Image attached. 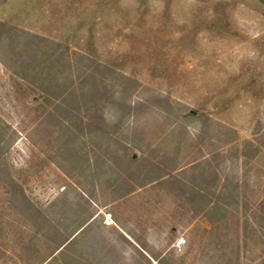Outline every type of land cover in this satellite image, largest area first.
<instances>
[{"label": "rangeland", "instance_id": "1", "mask_svg": "<svg viewBox=\"0 0 264 264\" xmlns=\"http://www.w3.org/2000/svg\"><path fill=\"white\" fill-rule=\"evenodd\" d=\"M0 21L45 38L27 69L76 84V52L137 81H109L103 123L68 118L0 43V264H264V0H0ZM235 184L218 210L197 193Z\"/></svg>", "mask_w": 264, "mask_h": 264}, {"label": "trees", "instance_id": "2", "mask_svg": "<svg viewBox=\"0 0 264 264\" xmlns=\"http://www.w3.org/2000/svg\"><path fill=\"white\" fill-rule=\"evenodd\" d=\"M44 40V37L26 30L19 29L7 22L0 21V43L2 41H5L9 46V50L13 53H16L18 57L19 55H21L19 59L23 60L20 61V63L24 65V69H12V72L23 80L34 79V86H36L41 91V94H43L45 98H53L57 100L58 103L55 105V109L58 110L59 113L63 116H66L68 118L75 117L77 114L74 111L76 110V112H80V102L82 101L86 110V116L90 117L97 123H103V108L106 102H108V100H112L114 96V91H112V89L110 88L109 81L114 80L119 84L125 82L131 84L132 86H135L137 84V81L135 79L125 75H121L117 70L111 68L110 66H107L95 60L94 58L76 52L74 54L75 57H77L75 59V66L77 68L75 70L77 71L78 79L76 84H73V81H61V71L58 70H56L55 73L53 69H27L25 66L28 65L26 63L27 61L23 59L22 55H24V53H27L26 55H28L31 51V46L35 47V45H37L38 49L40 47V43ZM54 45L55 48L51 49L47 57L49 62L53 64L60 60V58H63L64 53H66V50H61L60 52H58L61 47L63 48L65 46L57 42H55ZM66 58L68 59V56H66ZM69 59L68 63H70ZM82 59H84L85 61L83 62ZM156 101L160 104L162 100L158 98L156 99ZM65 102H69L68 105H66ZM50 113L53 116H57L56 114H53L52 111ZM193 114H196V116L203 115L202 113H196L195 111L193 112ZM86 123L89 127L93 125L89 121H87ZM2 130L3 129L0 126V142ZM260 138L261 137H259L257 140H260ZM261 142L264 145V141ZM248 144L251 147L250 151L253 150L254 152H256L260 149L259 145H256L254 141L249 140ZM124 157L126 161L130 162L138 160L134 152L131 151L127 153L125 150ZM2 164H4L3 159L0 158V166ZM209 165L210 163H207V166ZM210 173L214 175L216 179L218 178L215 170H212ZM211 174H209L206 169L203 171V176L204 178H207V180L212 176ZM5 181L8 185V191L12 199H14L13 202L15 201L14 206L22 213V215L31 220L37 226L36 228L38 231H43L45 228H47V225L49 224L48 219L42 214L41 210L29 199L22 185H20L10 175L5 179ZM206 192L207 193H202L201 190L197 191L199 196L205 198L206 201H209L210 196L215 198V200L218 201L217 206H215V209L217 210L220 207L218 205L224 203L225 201L231 203H233L234 201L237 202V184H235L233 189L231 190L227 187L225 189L222 188L218 192H216L212 191L211 188H209ZM258 208L259 222L264 224V199L259 202ZM52 228L54 227L52 226ZM65 242V239L58 241L56 249L62 247Z\"/></svg>", "mask_w": 264, "mask_h": 264}]
</instances>
